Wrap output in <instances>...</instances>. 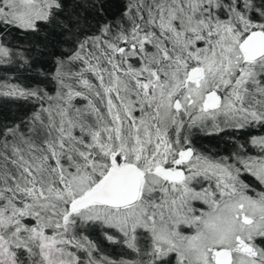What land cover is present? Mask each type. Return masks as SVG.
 I'll list each match as a JSON object with an SVG mask.
<instances>
[{
    "label": "snow or ice",
    "instance_id": "6c2138e0",
    "mask_svg": "<svg viewBox=\"0 0 264 264\" xmlns=\"http://www.w3.org/2000/svg\"><path fill=\"white\" fill-rule=\"evenodd\" d=\"M0 264H264V0H0Z\"/></svg>",
    "mask_w": 264,
    "mask_h": 264
}]
</instances>
